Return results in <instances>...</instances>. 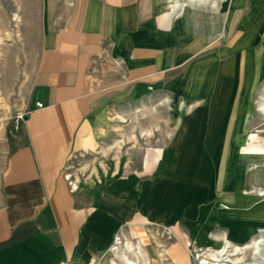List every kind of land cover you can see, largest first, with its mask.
<instances>
[{
  "label": "crops",
  "instance_id": "0c3cea01",
  "mask_svg": "<svg viewBox=\"0 0 264 264\" xmlns=\"http://www.w3.org/2000/svg\"><path fill=\"white\" fill-rule=\"evenodd\" d=\"M45 3V58L19 143L1 159L0 242L12 235L18 239L0 248V264H58L107 250L120 230L129 228L137 235L157 221L195 223L204 215L203 197L218 195V180L214 183L209 174L204 177L213 143L203 134L213 130L215 119L211 123L208 117L214 115L201 114V126L194 121L185 142L182 171L191 180L176 169L172 177L162 149L170 146L165 144L169 133L150 143L149 131L153 127L155 132V127L144 120L170 117L172 109L145 106L159 93L140 89L171 65L172 54L166 48L171 43L164 42L163 49L140 47L146 39H137L149 34L147 19L157 12L155 32L166 40L176 19L182 20L175 18L169 31L161 27L169 20L170 1ZM172 5L169 10L175 11L177 6ZM180 28L183 31V20ZM199 42L195 40L193 46ZM162 122L172 123L170 118ZM126 133H136L139 144L134 145L132 138L124 145ZM174 140L172 145L179 147V138ZM189 145L193 157L186 164ZM125 147L132 158L136 155L139 166L129 175L124 172ZM158 149L162 157L157 159ZM108 151L110 159L104 162L111 167L103 172L102 155ZM99 154V170L85 171L75 182L77 172L71 168L75 159ZM24 224L28 230L21 231Z\"/></svg>",
  "mask_w": 264,
  "mask_h": 264
},
{
  "label": "rangeland",
  "instance_id": "374dc122",
  "mask_svg": "<svg viewBox=\"0 0 264 264\" xmlns=\"http://www.w3.org/2000/svg\"><path fill=\"white\" fill-rule=\"evenodd\" d=\"M45 1L0 0V170L1 159L19 143L45 58ZM168 1L166 9L170 17L161 26L166 30L170 29L184 3L179 0L180 5L171 11L169 8L173 3ZM230 7L233 16L225 36L223 14ZM192 14L191 37L182 36L180 19H176L166 40L157 35V12L147 19L149 34L137 37L139 41L146 39L144 44H138L140 47L163 49L164 42L171 43L166 48L172 54L169 68L158 73L151 83L140 86L141 90L159 93L145 106L171 108L172 115L144 120L146 125L155 127V132L153 127L149 131L150 143L162 139L165 132L169 133V141H164L170 146L162 148L165 166L172 177L175 169L180 176L186 177L182 171L184 145L194 121L201 126L198 121L201 114L208 111L214 115V118L208 117L211 123L215 119L213 130L203 134L213 143L212 155L206 161L209 163L208 172L204 177L209 174L214 183L218 180V195L214 192L213 196L203 197L205 203L200 207L204 215L191 225L182 219L172 225L154 222L137 235L131 234L129 228L120 230L107 250L87 257H74L75 261H68L70 264H126L112 250L118 237L121 238L118 244L120 255L138 264H180L177 262L180 257L184 264H200L198 256H208L216 251L224 237L231 241L229 254L234 253L231 249L235 245L243 248L239 257L252 258L246 244L250 245L256 228H264V0H226L221 12L205 6L194 8ZM160 33L164 31L160 30ZM197 39L202 42L195 47L193 42ZM168 118L171 126L162 122ZM131 134L124 135V145L132 138L134 145L139 144L136 133ZM177 137L179 147L172 145ZM129 149L124 148L125 175L139 168L136 155L132 158ZM101 155L86 157V162L82 157L75 159V165L71 166L77 172L75 182L81 181L85 171L99 170L96 164ZM110 155V151L102 155L100 165L103 172L107 165L111 167L110 163L104 162L109 161ZM161 157L162 150L158 149L156 158ZM196 176L199 178L200 175L196 173ZM3 205L0 183V215ZM27 225H21L19 229L28 230ZM127 242H131L137 252L140 245L145 258L128 252Z\"/></svg>",
  "mask_w": 264,
  "mask_h": 264
},
{
  "label": "bare ground",
  "instance_id": "6f19581e",
  "mask_svg": "<svg viewBox=\"0 0 264 264\" xmlns=\"http://www.w3.org/2000/svg\"><path fill=\"white\" fill-rule=\"evenodd\" d=\"M209 1V2H208ZM226 0H184V3L181 4L180 6V11L178 12L177 16L175 18H181L183 20V33L186 37H191L192 33H193V14L192 11L195 8H202L205 6H209L210 8H215V9H219V11L221 12L222 9V5ZM172 7L173 9L176 6H179V0H172ZM233 16V9L230 7L228 10L225 11V13L223 14V19H224V23H223V33L226 36L230 27V23H231V19ZM175 18L173 19V21L175 20ZM173 21L170 25V29H172V25H173ZM238 23V22H237ZM169 29V30H170ZM168 30V31H169ZM192 95V94H191ZM193 148L191 146H189L187 148L185 157H184V161L186 164H189L192 161V157L193 154L190 150H192ZM194 152V151H193ZM252 236L254 238L251 239L250 241V245L246 244V249H250L252 252V258L246 260L245 258H243L242 256L239 257V254H241V252L243 251L240 246H235L233 250L231 249V251H233L234 253L229 254L230 249L229 247H232L231 245V241L228 240L227 237H224V240L221 241V245L220 247L210 253L208 256H204L202 254L199 255L198 259L200 260V264H264V228L262 227H258L254 230ZM121 243V238H117V241L115 242L114 247H112V250L115 252V255L119 258H121L122 260L125 261L126 264H138L135 261H131L130 259H128L126 256H122L120 255V246L118 244ZM126 248L128 252H132L135 254H141L142 257H144V255L142 254V247L139 245L137 246V248H139L140 250L137 252L136 247L133 246V244L131 242H127L126 244ZM231 255L234 256H238L236 258H228L231 257ZM145 258V257H144ZM178 259V263L180 264H184V260L183 258H177Z\"/></svg>",
  "mask_w": 264,
  "mask_h": 264
},
{
  "label": "trees",
  "instance_id": "16d2710c",
  "mask_svg": "<svg viewBox=\"0 0 264 264\" xmlns=\"http://www.w3.org/2000/svg\"><path fill=\"white\" fill-rule=\"evenodd\" d=\"M17 239L18 238H17L16 235H12L11 238H9L8 240L0 243V248L10 245L11 243L15 242V240H17Z\"/></svg>",
  "mask_w": 264,
  "mask_h": 264
},
{
  "label": "built area",
  "instance_id": "2783aa9c",
  "mask_svg": "<svg viewBox=\"0 0 264 264\" xmlns=\"http://www.w3.org/2000/svg\"><path fill=\"white\" fill-rule=\"evenodd\" d=\"M37 106L39 107V108H42L43 107V105L41 104V103H37ZM16 128H18V127H16ZM58 264H70L68 261H61V262H59Z\"/></svg>",
  "mask_w": 264,
  "mask_h": 264
},
{
  "label": "water",
  "instance_id": "95a60500",
  "mask_svg": "<svg viewBox=\"0 0 264 264\" xmlns=\"http://www.w3.org/2000/svg\"><path fill=\"white\" fill-rule=\"evenodd\" d=\"M25 119H27V115L25 116Z\"/></svg>",
  "mask_w": 264,
  "mask_h": 264
}]
</instances>
